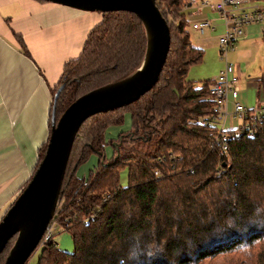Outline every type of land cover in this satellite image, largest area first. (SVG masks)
Instances as JSON below:
<instances>
[{
  "label": "trees",
  "instance_id": "obj_1",
  "mask_svg": "<svg viewBox=\"0 0 264 264\" xmlns=\"http://www.w3.org/2000/svg\"><path fill=\"white\" fill-rule=\"evenodd\" d=\"M184 1L154 0L170 37L156 84L135 102L81 122L49 223L69 233L73 251L58 248L55 230L41 238L36 264H264V228L249 226L264 224V120L252 135L226 131L233 136L224 138L202 123L214 114L212 81L187 79L203 50L188 36ZM145 46L133 13L101 14L80 55L63 65L50 115L57 120L80 95L132 74ZM125 117L129 127L112 144L107 130L121 128ZM93 155L92 168L79 174ZM214 235L224 238L208 242Z\"/></svg>",
  "mask_w": 264,
  "mask_h": 264
},
{
  "label": "crops",
  "instance_id": "obj_2",
  "mask_svg": "<svg viewBox=\"0 0 264 264\" xmlns=\"http://www.w3.org/2000/svg\"><path fill=\"white\" fill-rule=\"evenodd\" d=\"M185 11L190 41L203 50L201 62L189 69L187 79L213 81L223 65L217 49L223 21L207 6ZM203 19L211 28L200 34L191 24ZM100 21L98 12L37 0H0V218L36 169L38 150L50 129L52 89L63 65L77 59L90 30ZM252 25L259 24H246L236 47L244 49L248 41L261 39ZM255 78L237 82V101L247 109L264 104V73ZM226 106L217 127L235 129L240 121L231 115V100Z\"/></svg>",
  "mask_w": 264,
  "mask_h": 264
},
{
  "label": "water",
  "instance_id": "obj_3",
  "mask_svg": "<svg viewBox=\"0 0 264 264\" xmlns=\"http://www.w3.org/2000/svg\"><path fill=\"white\" fill-rule=\"evenodd\" d=\"M42 1L89 13H133L144 29L145 53L132 74L80 95L64 108L57 120L51 113L43 156L27 184L0 218V252L15 235V241L2 264H25L40 244L56 211L66 162L81 122L94 114L129 105L148 92L158 81L170 43L168 24L154 0ZM59 90L53 94L54 99Z\"/></svg>",
  "mask_w": 264,
  "mask_h": 264
},
{
  "label": "built area",
  "instance_id": "obj_4",
  "mask_svg": "<svg viewBox=\"0 0 264 264\" xmlns=\"http://www.w3.org/2000/svg\"><path fill=\"white\" fill-rule=\"evenodd\" d=\"M255 1L257 0H214L213 2L209 0H185L182 5L184 11L189 8L210 7L211 11L223 21L224 30L218 37L217 44L218 58L223 62V65L215 75L209 88L213 100L214 114L201 120L205 125L217 126V123L225 117L227 113L226 105L231 100V115L240 123L235 129L230 130H222V127H217V133L222 134L223 138L233 136L224 134L226 131H233V133L245 132L252 135L256 130L257 123L264 120V104L247 109L237 101L239 77L234 67L226 62L227 54L234 50L235 42L243 36V28L246 24H264V8L253 5L252 3ZM191 27L201 34L205 29H210L211 25L209 21L203 19L192 23ZM222 148L224 149L225 145H222ZM52 228L53 225L49 224L43 237L51 236L53 233Z\"/></svg>",
  "mask_w": 264,
  "mask_h": 264
},
{
  "label": "rangeland",
  "instance_id": "obj_5",
  "mask_svg": "<svg viewBox=\"0 0 264 264\" xmlns=\"http://www.w3.org/2000/svg\"><path fill=\"white\" fill-rule=\"evenodd\" d=\"M264 1L262 0H257L255 2H253V5L259 6L261 8H264L263 3ZM253 26V25H252ZM263 24H259L257 26H253V33L257 34L260 33L262 28H263ZM247 40H245L244 42H246ZM237 44V42H236ZM239 45V42H238ZM236 48V49H235ZM235 48L233 51L229 52L226 56V62L231 64L235 70L239 71V84L241 85L243 82L245 83V81L247 82L250 78H255V80H259L262 77V73H264V42L262 41V39H256V40H250L248 41L247 46L244 49H241L240 46L235 45ZM241 51H243L245 54H242ZM222 62V61H221ZM129 117L128 118H124L123 120V124L121 125V128H110L107 130V137L109 136L112 139V144L115 143V141L117 140L118 135L122 134V132L124 130H126L129 127ZM110 146H108L106 148V154L107 157L110 156L109 154L110 152ZM97 157L95 155L91 156L86 163H84L83 165L80 166L79 169V174L80 173H85L88 169L90 170V168H92V166L94 165V163L96 162ZM125 175L126 172L123 171L120 174L119 180H120V184L123 186L126 183L125 180ZM53 233L51 235L54 234V231L56 230H61L60 232H58L57 234H55L54 239L57 242L58 248L61 249L62 251L68 253V252H72L73 251V243H72V239L70 238L69 233H67L66 231H62L63 228H58L56 225H53ZM39 247L33 252L31 253L32 255L29 257V259L27 260L26 264H36V260L37 257L39 255Z\"/></svg>",
  "mask_w": 264,
  "mask_h": 264
},
{
  "label": "clouds",
  "instance_id": "obj_6",
  "mask_svg": "<svg viewBox=\"0 0 264 264\" xmlns=\"http://www.w3.org/2000/svg\"><path fill=\"white\" fill-rule=\"evenodd\" d=\"M249 226L250 227H260V228H264V224H259V223H255V222L251 223ZM232 230H235V227ZM223 238H224L223 236L214 235L213 237H211L209 239L208 242H211L212 239H223Z\"/></svg>",
  "mask_w": 264,
  "mask_h": 264
}]
</instances>
